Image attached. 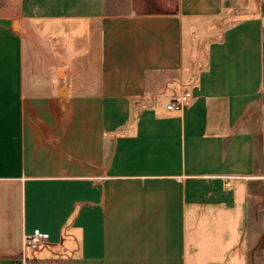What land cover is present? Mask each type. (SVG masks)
I'll list each match as a JSON object with an SVG mask.
<instances>
[{
  "label": "crops",
  "instance_id": "1",
  "mask_svg": "<svg viewBox=\"0 0 264 264\" xmlns=\"http://www.w3.org/2000/svg\"><path fill=\"white\" fill-rule=\"evenodd\" d=\"M263 210L264 0H0V264H264Z\"/></svg>",
  "mask_w": 264,
  "mask_h": 264
},
{
  "label": "built area",
  "instance_id": "2",
  "mask_svg": "<svg viewBox=\"0 0 264 264\" xmlns=\"http://www.w3.org/2000/svg\"><path fill=\"white\" fill-rule=\"evenodd\" d=\"M191 97L190 91H183L182 93L175 95L167 104L166 107L169 110H181L189 101ZM48 241V234L40 229H34V231L25 236L23 243L24 248L30 253L35 252L38 248L45 245Z\"/></svg>",
  "mask_w": 264,
  "mask_h": 264
},
{
  "label": "rangeland",
  "instance_id": "3",
  "mask_svg": "<svg viewBox=\"0 0 264 264\" xmlns=\"http://www.w3.org/2000/svg\"><path fill=\"white\" fill-rule=\"evenodd\" d=\"M121 6H123V5H121ZM122 8H124V7H122ZM262 213V219L264 220V210L261 212ZM260 212H258V211H256V217L258 218V219H260L259 217H260V215L259 214H261ZM262 224L264 225V221L262 222ZM258 225H261V223L260 222H258Z\"/></svg>",
  "mask_w": 264,
  "mask_h": 264
}]
</instances>
